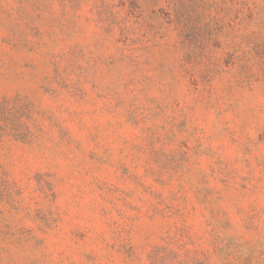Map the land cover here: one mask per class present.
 I'll list each match as a JSON object with an SVG mask.
<instances>
[{
	"label": "rangeland",
	"instance_id": "obj_1",
	"mask_svg": "<svg viewBox=\"0 0 264 264\" xmlns=\"http://www.w3.org/2000/svg\"><path fill=\"white\" fill-rule=\"evenodd\" d=\"M0 264H264V0H0Z\"/></svg>",
	"mask_w": 264,
	"mask_h": 264
}]
</instances>
